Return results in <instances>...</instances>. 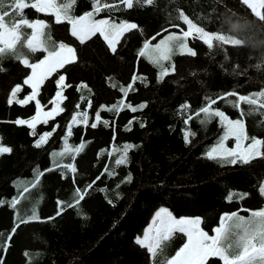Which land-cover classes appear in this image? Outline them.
<instances>
[{
    "label": "trees",
    "instance_id": "1",
    "mask_svg": "<svg viewBox=\"0 0 264 264\" xmlns=\"http://www.w3.org/2000/svg\"><path fill=\"white\" fill-rule=\"evenodd\" d=\"M118 7L113 11L102 5L94 17L138 25L120 37L115 53L99 34L81 45L67 22L56 24L54 16L25 10L29 20L48 24L45 39L50 33V43L63 42L77 54L76 62L66 64L40 87V103L45 106L56 93L58 74L70 85L62 90L61 112L53 120L58 128L40 148L34 147L37 134L14 123L32 117L34 104H8L11 89L23 83L29 68L11 54L0 60L6 69L0 72V147L12 150L0 155V264H165L186 241L183 233L165 241L163 254L155 258L135 243L160 207L175 218H199L209 235L224 216L225 247L232 244L233 249L241 230L236 227L239 221L228 217L236 213L251 220V212L264 210L259 193L264 159L235 166L220 156L208 160L206 154L220 141L224 127L218 117L202 125L203 114L197 115L208 106L206 98L214 99L213 111L240 118L245 134L264 141V108L259 103L233 107L239 103L238 95L264 91V21L240 0H155L152 6H139L134 0L131 9ZM90 10L91 0H77L72 15ZM180 10L197 26L240 43L210 50L189 36L184 43L197 55H181L180 42L168 41L185 31ZM22 32L30 35L31 29ZM161 41L173 49L170 59L159 61L169 73L164 77L153 63L161 51L155 45ZM25 45L22 36L16 48L30 62L46 54L32 53ZM141 50L144 56L139 55ZM27 92L23 86L20 96ZM229 92L236 95L227 96ZM186 103L187 109L182 107ZM85 111L87 125L78 122L68 137L70 119ZM92 123L97 124L95 129ZM66 137L67 147L82 150L62 157L64 150L59 149ZM125 145L132 146L127 163L116 165ZM69 164L75 171L64 167ZM37 169L41 175L33 187ZM230 193L246 195L229 201ZM24 203L28 204L23 208ZM207 264L222 262L210 257Z\"/></svg>",
    "mask_w": 264,
    "mask_h": 264
},
{
    "label": "snow or ice",
    "instance_id": "2",
    "mask_svg": "<svg viewBox=\"0 0 264 264\" xmlns=\"http://www.w3.org/2000/svg\"><path fill=\"white\" fill-rule=\"evenodd\" d=\"M77 0H0V60L6 55L11 54L14 56L19 63L25 67L31 69V74H27L23 80V84L27 85L32 89L31 95L27 96L24 101L20 103H26L28 101H36L37 115L32 120H16L14 123L17 125H27L29 128H35V121L39 118V112L41 110V104L37 100L38 90L44 84L46 80L56 71L58 68H63L66 64H72L77 61V54L73 47L68 46L63 42L56 44L51 42V35L48 33V38L45 39V30L48 28V24L44 20L34 19L29 20L26 16V9H33L36 13H44L47 15L54 16L55 23L61 24L67 22L71 25V35L75 37L81 45L85 44L86 41L91 40L92 37L99 34L100 37L105 41L107 48L113 53L116 51V45L119 43V38L124 35L125 32L131 31L138 28L135 23L110 21L109 19H95L94 17L101 12L103 8H108L113 11L120 10L118 5H123L127 9H131L134 6V0H118V3L114 2L108 4L106 0H91L92 10L75 17L72 15L74 11V5ZM135 3L139 6H152L155 0H135ZM242 5H246L247 8L251 9L253 13L260 17L264 21V15L256 12L257 5L250 2V0H240ZM260 7L264 8V0H260ZM178 18L187 25V31L182 32V36H169L168 41L177 40L179 41V53L181 55L196 56L197 53L184 41L189 37L200 39L208 49L220 50L223 49L226 44H239V40H230L224 34H218L216 32L210 33L203 26H197L184 12L179 11ZM31 29V34L26 35L22 32V29ZM22 36H25L26 47L32 52H45L46 55L38 60L37 62H30L29 59L24 58L17 51V44L21 41ZM215 42V44H214ZM149 45L146 43L144 49H148ZM156 50L160 51V56L153 61L161 69L160 76H167L168 70L165 66L159 63L160 60H168L173 54V49L167 46V42L161 41V43L155 45ZM140 56H144L143 50L139 53ZM227 58V57H226ZM257 68L261 65L257 64ZM6 71L0 64V72ZM195 75V73H192ZM66 76L59 75L58 79L55 80L57 91L53 103L62 100V90L70 85L65 84ZM21 91V86L16 85L11 89V96L15 97ZM227 96L236 95L234 92H229ZM208 106L199 109L197 115L203 114V118L200 119V123L206 124L211 121L212 118L218 117L220 123L224 127V135L220 138L219 143L213 147L207 154L208 160H214L217 156L221 159L226 160L231 165H249L252 161L257 158L264 159V151L261 148L264 147V141L258 139L255 136L249 137L244 133V123L240 118L236 120L229 119L223 111L212 110V105L216 103V100L206 98ZM239 103H234L233 107L239 108L240 103L255 106L259 103V106L264 108V91L258 93H252L251 95H238ZM9 104L13 103L10 98ZM145 105H141V108ZM79 107V105L77 106ZM187 109L189 105L186 103L182 106ZM136 108H132V111H136ZM60 111L59 108H53L52 111L46 113L48 117H52L54 113ZM88 113L85 111L79 116L74 115L72 117L73 122L78 119L87 125ZM96 119L99 120L100 116L97 113ZM46 123L47 121H42ZM226 122V123H225ZM184 123H188V119L184 120ZM93 129L97 127L96 123L90 125ZM144 127V124H141ZM31 135H36L35 131ZM51 133H45L40 136L39 140L36 141L34 147L40 148L41 142L45 141V137L50 136ZM68 135H71V129L69 128ZM190 133H185L184 140L188 143V137ZM234 136L236 139L235 148H227L225 141L229 137ZM249 140L250 143L246 147L241 146V139ZM131 145L124 146L123 155L115 160L116 165L127 163V150L130 149ZM82 150L81 147L69 148L65 146V150L60 155L67 156L73 151L79 153ZM12 150L8 147H0V155L4 153H10ZM223 166V165H222ZM71 171H75L73 165L69 164L64 166ZM41 172L39 169L34 173L35 180L33 187L39 181ZM63 175V173H61ZM130 179V177H129ZM28 189L25 188L26 192ZM259 193L264 196V185L259 187ZM246 194L230 193L228 196L229 201H232L234 197L244 198ZM80 199H83L81 196ZM2 203V202H0ZM17 201L12 202V206L15 207ZM60 203V202H58ZM79 200L77 201V204ZM71 207L72 205H68ZM60 211L57 212V215ZM253 217L251 220H245L244 217H238L236 213H232L228 219L236 218L239 223L236 225L241 230L237 233V239L235 240V249L233 245L229 244L225 247V228L224 220L225 217L221 216V226L214 229L215 235H209L207 232L200 228L201 220L199 218H174L166 209H160L156 213L158 223H155L154 229L150 231L154 232V235H149V232H145L144 238H137L135 243L142 249H146L153 258L157 257L158 253L163 254L164 242L169 241L172 235L176 232L183 233L187 236V243L181 247L174 256L167 259L165 264H207L210 257H216L222 264H264V210L253 211L250 213ZM35 217V213L33 214ZM38 219V217H35ZM54 219V218H49ZM28 221H23L27 223ZM15 228L13 229V233Z\"/></svg>",
    "mask_w": 264,
    "mask_h": 264
},
{
    "label": "rangeland",
    "instance_id": "3",
    "mask_svg": "<svg viewBox=\"0 0 264 264\" xmlns=\"http://www.w3.org/2000/svg\"><path fill=\"white\" fill-rule=\"evenodd\" d=\"M250 2L253 3V4H255V5H257V7H256V12H258V13H260V15H262V14H261V8H262V7L259 6V5H260V0H250ZM95 19H104V18L99 17V18H95ZM185 31H187V25H185ZM69 32H70V34H71V25H69ZM227 37H228L230 40H236L235 38H233V37H231V36H227ZM119 39H120V38H119ZM45 55H46V54H45ZM42 58H43V57H42ZM42 58H41V59H42ZM60 69H61V68L56 69V71H55L54 73H52V75H53V74H56ZM28 74H31V69H30V68H29V73H28ZM52 75H51L50 77H52ZM59 75H63V74H62V73L58 74L57 77H56V79H58ZM50 77H49V78H50ZM25 78H26V77H25ZM25 78H24V79H25ZM20 86H21V89H22L23 86L28 87L27 85H24L23 83H22ZM14 87H15V86H14ZM28 89H29V92L23 94L22 96H20V92H21V91H20L15 97H12V96H11V92H10V94H9V96H8V100L11 98V99L13 100L14 103H17V104H20V105H24V104H27V103H29V102H32V103L34 104V106H35V105H36V101H28V102L23 103V104L20 103V101H24L25 98H26L27 96L31 95L32 89H31L30 87H28ZM39 91H40V88H39V90H38V95H37V100L40 102V99H39ZM56 91H57V89H56ZM62 96H63V93H62ZM54 97H55V95L53 96V98H52V100H51V103H50L49 105H45V106L41 105V110H40V112H39V118L35 121V128H34V129H31V128H30V130H31L32 132L35 131V133L37 134L36 141L39 140V138H40L41 135H43V134H45V133H51L50 136L45 137V141H44V142H41V145L45 144V143L48 141V139H49L51 136H53L54 132H55V131L57 130V128H58L57 123H54L53 120H54V119L56 118V116H58L59 113L61 112V104H62L63 99L60 100V101H58V102H56V103H53ZM8 104H9V103H8ZM40 104H41V103H40ZM53 108H59L60 111H58L57 113H54V115H53L52 117H48V116L46 115V113L52 111ZM35 110H36V106H35ZM36 115H37V110L35 111V114H34L32 117H30L29 119H26V121H27V120H32V118H33L34 116H36ZM228 118L231 119L230 117H228ZM231 120L234 121V120H236V119H231ZM42 121H47V122L44 123V122H42ZM78 122H80L79 119H78L76 122H73L72 118L70 119L69 124H68V127H67L66 135H68L69 128L71 129V128H73V126H74V127L77 126ZM225 123H226V122H225ZM25 126H27V125H25ZM27 127H28V126H27ZM28 128H29V127H28ZM39 128H40V130L38 131ZM244 133H245V127H244ZM71 134H72V133H71ZM223 135H224V129H223L222 136H223ZM68 137H71V135L68 136ZM35 143H36V142H35ZM62 143H63V146H62V148H60L59 150H65V146L69 145V144H68L69 142H68V140H67V137L65 138V140L62 141ZM218 143H219V141H218L216 144H213L212 147H211V149H212L213 147H215ZM248 143H250V141H248V142L245 143V142H244V139H243V138L241 139V146H242V148H243V147H246ZM55 144H57V142H55ZM225 146H226L227 148H229V149H231V148H235V147H236V139H235V137H234V136L229 137V139H228L227 141H225ZM54 148H55V149H58V147L56 148V145H54ZM31 196H32V195H29V198H28L29 200L31 199ZM26 204H28V203H24V205L22 204V207L24 208V207L26 206ZM162 208H163V207H160V208L157 209V210L155 211V213L153 214V216H152V218H151V223H150V230H151V229H154V227H155V223L158 221V220H157V217H156V213L159 212L160 209H162ZM163 209H166V208H163ZM166 210H167V209H166ZM167 212H168V210H167ZM174 218H175V217H174ZM181 218H190V219H194V218H191V217H181ZM181 218H176V219H181ZM16 219H18V217H16ZM154 222H155V223H154ZM157 223H158V222H157ZM217 227H220V225L217 226ZM150 230H149V235H154V232H152V231H150ZM147 232H148V231H147ZM176 233H179V232H176ZM144 235H145V232H144L143 235L140 236L139 238H140V239H143V238H144ZM213 235H215V234H213ZM210 236H211V235H210Z\"/></svg>",
    "mask_w": 264,
    "mask_h": 264
},
{
    "label": "crops",
    "instance_id": "4",
    "mask_svg": "<svg viewBox=\"0 0 264 264\" xmlns=\"http://www.w3.org/2000/svg\"><path fill=\"white\" fill-rule=\"evenodd\" d=\"M194 218H196V217H194ZM157 222H158V221H157ZM157 222H156V223H157ZM150 223H151V221H150ZM150 223L148 224V226H146V228L144 229L143 233H144V232H147V231L149 232V230H150ZM215 228H217V226H216ZM215 228H214V229H215ZM214 229H213L212 235L215 234ZM142 235H143V234H142ZM142 235H141V236H142ZM137 238H139V237H137ZM137 238H136V239H137ZM185 243H187V237H186V241H185ZM185 243H184V244H185ZM182 247H183V246H182ZM221 262H222V261H221Z\"/></svg>",
    "mask_w": 264,
    "mask_h": 264
}]
</instances>
